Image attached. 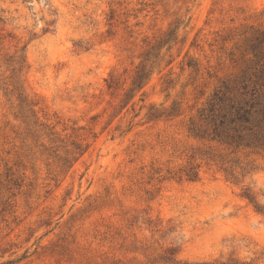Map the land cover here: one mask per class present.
Instances as JSON below:
<instances>
[{
	"label": "rangeland",
	"instance_id": "1",
	"mask_svg": "<svg viewBox=\"0 0 264 264\" xmlns=\"http://www.w3.org/2000/svg\"><path fill=\"white\" fill-rule=\"evenodd\" d=\"M0 264H264V0H0Z\"/></svg>",
	"mask_w": 264,
	"mask_h": 264
},
{
	"label": "trees",
	"instance_id": "2",
	"mask_svg": "<svg viewBox=\"0 0 264 264\" xmlns=\"http://www.w3.org/2000/svg\"><path fill=\"white\" fill-rule=\"evenodd\" d=\"M143 77H144V73L140 75L139 80H142ZM22 102L25 103L24 100Z\"/></svg>",
	"mask_w": 264,
	"mask_h": 264
}]
</instances>
